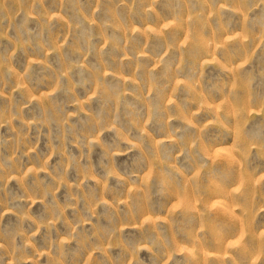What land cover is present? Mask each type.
Instances as JSON below:
<instances>
[{
  "label": "rangeland",
  "instance_id": "374dc122",
  "mask_svg": "<svg viewBox=\"0 0 264 264\" xmlns=\"http://www.w3.org/2000/svg\"><path fill=\"white\" fill-rule=\"evenodd\" d=\"M0 264H264V0H0Z\"/></svg>",
  "mask_w": 264,
  "mask_h": 264
}]
</instances>
